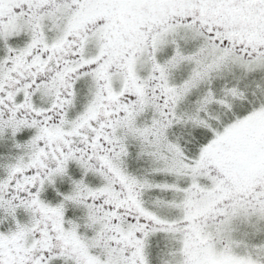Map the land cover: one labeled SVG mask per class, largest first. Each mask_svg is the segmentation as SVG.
<instances>
[{"label":"snow or ice","instance_id":"snow-or-ice-1","mask_svg":"<svg viewBox=\"0 0 264 264\" xmlns=\"http://www.w3.org/2000/svg\"><path fill=\"white\" fill-rule=\"evenodd\" d=\"M0 264H264V0H0Z\"/></svg>","mask_w":264,"mask_h":264}]
</instances>
